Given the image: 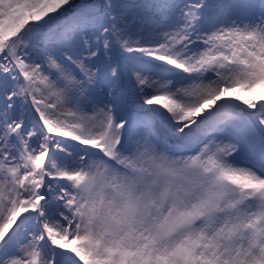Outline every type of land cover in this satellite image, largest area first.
<instances>
[{
  "label": "snow or ice",
  "instance_id": "1",
  "mask_svg": "<svg viewBox=\"0 0 264 264\" xmlns=\"http://www.w3.org/2000/svg\"><path fill=\"white\" fill-rule=\"evenodd\" d=\"M0 264H264V0H0Z\"/></svg>",
  "mask_w": 264,
  "mask_h": 264
}]
</instances>
